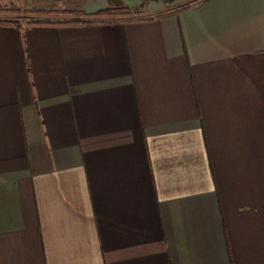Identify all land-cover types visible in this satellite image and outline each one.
<instances>
[{"label": "crops", "instance_id": "0c3cea01", "mask_svg": "<svg viewBox=\"0 0 264 264\" xmlns=\"http://www.w3.org/2000/svg\"><path fill=\"white\" fill-rule=\"evenodd\" d=\"M123 6L0 24V264H264V0H0Z\"/></svg>", "mask_w": 264, "mask_h": 264}, {"label": "trees", "instance_id": "16d2710c", "mask_svg": "<svg viewBox=\"0 0 264 264\" xmlns=\"http://www.w3.org/2000/svg\"><path fill=\"white\" fill-rule=\"evenodd\" d=\"M182 9H186L183 8ZM8 14H15L17 15L18 18H21L22 14L26 15H42L45 17V20H40V19H34L30 21V19H26V23H19L18 21L14 19H4V17L0 18V24L4 26H9V25H15L18 28H21L23 25H27L30 27L34 26H55V27H60V26H68V27H73V26H81L84 27L85 25H98V23H104L107 22L108 20H111V18L114 17H123V16H132V13L130 9L126 6L123 7H116V8H110V9H102L98 10V12L95 13H86L81 10H46V11H22V10H16V8L8 9V10H3L0 9V16H8ZM48 16H55L59 17V20H55L52 18H49ZM106 19L107 21H104Z\"/></svg>", "mask_w": 264, "mask_h": 264}, {"label": "rangeland", "instance_id": "374dc122", "mask_svg": "<svg viewBox=\"0 0 264 264\" xmlns=\"http://www.w3.org/2000/svg\"><path fill=\"white\" fill-rule=\"evenodd\" d=\"M179 2H185V0H179ZM2 9V8H1ZM9 9V8H8ZM8 9H5V10H8ZM10 9H12V8H10ZM59 10H64V9H59ZM22 11H29V10H22ZM34 11H37V10H34ZM39 11V10H38ZM40 11H42V10H40ZM57 11V10H56ZM1 17H4V19H14V20H16V21H18L19 23H26V19H30V21H32V20H34V19H42V20H45L44 18L45 17H43L42 15H38V14H34V15H31V16H29V15H26V14H22L21 15V18H18L17 17V15H15V14H8V16H4V15H1L0 16V18ZM49 18H52V19H55V20H59V17H55V16H48Z\"/></svg>", "mask_w": 264, "mask_h": 264}, {"label": "built area", "instance_id": "2783aa9c", "mask_svg": "<svg viewBox=\"0 0 264 264\" xmlns=\"http://www.w3.org/2000/svg\"><path fill=\"white\" fill-rule=\"evenodd\" d=\"M157 1H160V2L162 1V2H164L165 4H168V3L170 4V2L173 1V0H157Z\"/></svg>", "mask_w": 264, "mask_h": 264}]
</instances>
